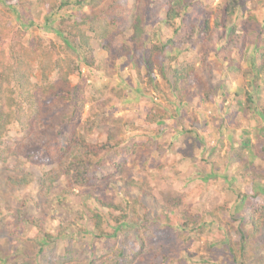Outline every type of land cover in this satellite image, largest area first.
<instances>
[{"label":"trees","instance_id":"16d2710c","mask_svg":"<svg viewBox=\"0 0 264 264\" xmlns=\"http://www.w3.org/2000/svg\"><path fill=\"white\" fill-rule=\"evenodd\" d=\"M29 1L1 0L6 8L11 9L15 5L25 6ZM38 2L46 6L50 16L70 5L69 0ZM74 4H84L86 10L79 14L78 19H73L70 13L60 14L56 18L55 32L57 38H62L60 42L45 40L40 36L32 38L31 42H23V31L19 26L9 24L6 8L0 9V136L11 126H18L24 136L16 142L13 153H25L23 151L27 148L37 147L44 153L47 162L52 164L51 168L43 171L37 178L41 196L52 191L54 183L60 178L64 179L68 189L61 196L66 197L75 187H91L98 178V170L103 177L112 175L114 170L123 175L127 154L142 148L145 152L150 148L159 153L165 150L163 144L151 136L142 142H125L122 135L126 127H135L130 118L125 116L108 118L109 126L105 137L98 142H90L87 138V134L96 125V119L92 117L85 120V125L67 130L63 137L59 130L53 133L56 127L69 123L86 103L70 76L79 73L82 67L99 69L100 64L96 61L94 51L100 46L110 56V38L118 32L121 25L122 5L119 0H74ZM143 4V0H137L131 23L130 40L135 43L147 37L148 27L144 24L147 15L143 12ZM243 5L241 0H223L215 5L208 3V0H163L157 4L155 11L164 10L166 28L172 29L174 34L180 32V41L185 42L186 48L198 43L203 47H213L215 51L218 50L216 53L222 52L223 57L218 56V59L226 61V73H240L243 78L240 88L245 103L243 112L245 115L250 114L253 104L257 117L263 122L264 98H261L258 89L264 77V21L258 22L259 27L255 28L256 19L254 16L244 15L241 10ZM245 18L250 24L244 31H238V20L245 21ZM246 31L249 35L247 38L244 36ZM150 37L148 53L142 59L149 87L144 91H155L171 101L167 95L169 92L182 101L188 82L192 81L199 84L201 99L208 100L213 95L208 86V77L213 75L211 65L206 60H200L196 64L194 58L179 61V50L174 48L175 41L170 36L163 35L160 28L153 30ZM105 40L107 44H103ZM167 48L173 50V53L167 55ZM166 57L176 59V65L168 71L163 65ZM111 59L114 60L113 56ZM244 61H248L245 68L242 66ZM35 72L39 74L37 82L31 80ZM135 72L142 80L141 65L135 67ZM156 72L166 82L163 87L155 81ZM92 98L95 99L96 96ZM177 109L178 105L169 102L160 108L151 107L143 117V123L151 125L174 118L183 124L182 118H177ZM182 131L194 145L198 136L192 124L188 123ZM154 133L158 134L157 131ZM230 148L233 159L231 164L239 169V176L249 184L260 181L264 188V169H256L253 162L245 159L244 154L251 151L264 159V140L258 138V142L254 143L244 136L240 137L236 146L232 144ZM188 157L186 152L179 161H186ZM178 164V160L172 158L158 167L168 168L177 177L181 174ZM103 165L106 169H103ZM107 169L112 172L107 173ZM204 176L216 178L213 169L202 174L201 178ZM22 177L19 179L10 176L9 180L18 186L27 184L26 176ZM229 183L226 181L222 189L224 192H233L235 197L223 196L213 208L204 203L196 210L190 206L182 208V198L178 202L177 199L165 198L164 202L155 201V205L146 210L144 205L139 206L138 200L146 194L142 183L129 179L126 184L138 191L137 196L132 197L134 200L130 202L122 197L115 203L86 194L82 196L77 217L71 221L70 226L78 229L75 235L81 233V240L85 233H90L93 237L106 238L108 243L118 241L121 246L113 254L111 264H125L131 259L123 244L132 230L140 241L138 250L144 248V245L153 247L155 242L166 243L164 238L155 240L146 236L149 231L156 232L159 227L165 230V236L169 240L190 247L195 244L193 249L187 247L177 251L173 258L176 264L254 263L259 259L258 251L264 248V197H259L260 191L257 188L242 192ZM247 198L249 200L246 201ZM14 214L20 225L32 227L36 235L30 248L17 250L10 264H34L29 260L33 255L41 256L43 262L41 260L38 264H65L67 261H73L72 264H93L88 256L79 259L81 262H75L74 253L77 254L78 251L70 243L64 246L62 257L51 254L49 246H53L58 238L68 236L65 228L52 234L44 231L41 219L23 214L22 208L18 207ZM81 219L84 221L80 222ZM93 249L92 245L91 250ZM7 257L8 254L4 255L2 261Z\"/></svg>","mask_w":264,"mask_h":264},{"label":"rangeland","instance_id":"374dc122","mask_svg":"<svg viewBox=\"0 0 264 264\" xmlns=\"http://www.w3.org/2000/svg\"><path fill=\"white\" fill-rule=\"evenodd\" d=\"M69 1V6L53 16L48 15L46 6L40 4L38 0H30L28 4L21 7L15 5L13 9L6 8L0 0V9L6 8L9 13V24L19 26V29L23 31V42L28 43L36 36L60 42L62 38H57L55 32L56 18L60 14L70 13L73 19H78L79 14L86 10L84 4L76 5L74 0ZM160 1L163 0H143V12L147 15L144 18V24L148 27L147 37L135 43L130 40V36L137 0H119L122 5L121 25L118 32L110 38V56L100 46H97L94 56L100 68L82 67L79 73L70 76L72 83L79 87L78 93L86 100V103L69 123L63 127H56L53 133L59 130L63 137L67 130L85 125V120L92 117L96 119V125L87 134V138L90 142H98L105 137L109 126L108 118L125 116L130 118L131 124L135 126L134 128L126 127L122 135L125 142H142L151 136L158 143L163 144L165 150L159 153L154 148H150L145 152L142 148V150L127 154L123 164V175H120L118 170L112 172L107 169L106 172H112V175L103 177L98 170V178L91 187H75L73 191L71 189V192L65 195L66 197L61 196L68 189L64 179L60 178L54 183L52 191L46 196H41L38 192L37 178L43 171L51 168L52 164L47 162L44 153L37 147L27 148L23 151L25 153L14 154L16 142L23 138L24 133L19 130L18 126H11L3 136H0V264H10L17 250L30 248L36 235L32 227H24L16 220L14 213L18 207L23 209V214L41 219L44 231L55 234L65 228V233L69 238L68 236L58 238L55 244H52L53 246H49L53 256L62 257L64 246L70 243L71 247L78 251L77 254L74 253L75 262L88 256L93 260V264H111L114 260L113 254L121 246L118 241L108 243L106 238L93 237L90 233H85L81 240V233L75 235L78 229L70 226L71 221L77 217L82 196L86 194L90 193L105 201L111 200L115 203L125 197L131 202L134 200L132 197L137 196L138 191L126 184V180L130 179L142 183L146 196L139 197L138 200L139 206L144 205L146 210H150L155 205V201L164 202L165 198L177 199V202L182 198L183 203L180 205L182 208L190 206L196 210L203 203L213 208L223 196L235 197L233 192L223 191L222 187L224 188L226 181L230 182L231 187L242 192L257 188L260 191L259 197H264V188L259 183L260 181L251 184L245 182L239 176V169L231 164L233 159L230 145L236 146L240 137L247 136L254 143L258 142V138L264 140V121L262 122L257 117L254 105L251 106L250 114L245 115L243 112L245 103L242 92H240L243 85L241 74L226 73L224 69L226 61L218 59V56L222 58L223 54L222 52L216 53L218 50L215 51L213 47H203L196 43L194 47L186 48L185 42L180 41V32L174 34L172 29L166 28L163 20L164 10H159L158 13L155 11ZM222 1L208 0V3L215 5ZM241 2L244 4L241 7L244 15L254 16L257 21L254 27H259L258 22L264 21V0H241ZM249 24L247 18L245 21L239 19L237 30L244 31ZM157 28H160L163 35L170 36L175 41V47H173L179 51H177L178 55L174 53L179 61L194 58L196 64L200 60H206V63L211 65L213 75L208 77V86L213 91V95L208 100L201 99L199 84L192 81L188 82L182 101L170 95L169 92L167 95L171 101L164 99L155 91H144L149 87L142 59L148 53L152 31ZM246 33L244 32L245 38L249 36ZM103 44H107V41H103ZM165 52L169 55L173 53V50L167 48ZM112 56L114 60L111 59ZM247 64L248 61L242 62L243 68ZM137 65H141L142 80L136 75ZM163 65L168 71L170 67L176 65V59L166 57ZM38 79L39 74L35 72L31 80L37 82ZM155 81L161 87L166 85L165 80L157 72ZM258 90L261 98H264V77L260 81ZM92 96L96 98L93 99ZM168 102L178 105L177 118L181 117L183 124L178 123L174 118L151 125L143 123V117L151 107L160 108ZM188 123L192 124L198 136L194 145L182 131ZM155 131L158 134H155ZM186 152L189 154L187 160L179 161ZM244 154L245 159L253 162L256 169H264V159L259 154L251 151H246ZM172 158L179 162L178 168L181 174L177 177L171 170H167L168 168L158 167L159 164L170 161ZM103 169H106L104 165ZM209 169H213L216 178L204 176L202 179V174ZM10 176L19 179L26 176L28 183L21 186L15 185L9 180ZM58 196L61 197L57 199ZM83 221V219L80 220V222ZM146 236L155 240L164 238L166 243L155 242L153 247L144 245V248L138 250L140 241L132 230L123 244L126 245L131 258L125 264H176L173 258L178 250L187 247L193 249L195 246L194 244L190 247L169 240L162 227H159L156 232L149 231ZM92 245L93 251L91 250ZM6 254L9 255L8 260L5 258L2 261ZM167 256H169L168 259H166ZM258 256L259 259L250 264H264V248L258 251ZM29 260L38 264L42 258L40 255H33ZM72 263L73 261L70 263L67 261L65 264Z\"/></svg>","mask_w":264,"mask_h":264}]
</instances>
